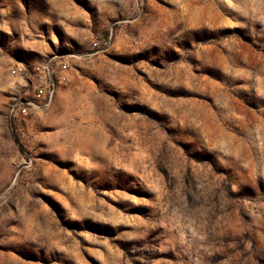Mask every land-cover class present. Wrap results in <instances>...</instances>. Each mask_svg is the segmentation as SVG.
<instances>
[{
    "label": "rangeland",
    "instance_id": "1",
    "mask_svg": "<svg viewBox=\"0 0 264 264\" xmlns=\"http://www.w3.org/2000/svg\"><path fill=\"white\" fill-rule=\"evenodd\" d=\"M0 264H264V0H0Z\"/></svg>",
    "mask_w": 264,
    "mask_h": 264
},
{
    "label": "built area",
    "instance_id": "2",
    "mask_svg": "<svg viewBox=\"0 0 264 264\" xmlns=\"http://www.w3.org/2000/svg\"><path fill=\"white\" fill-rule=\"evenodd\" d=\"M37 74L32 80V93L14 98L9 112L11 115H26L31 110L40 109L55 97L58 87L66 79V64L36 65Z\"/></svg>",
    "mask_w": 264,
    "mask_h": 264
}]
</instances>
